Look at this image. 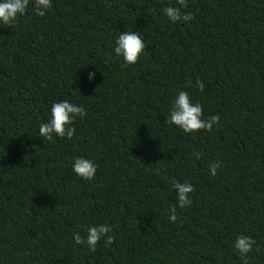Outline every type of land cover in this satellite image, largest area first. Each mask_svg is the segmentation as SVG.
<instances>
[{
	"label": "trees",
	"instance_id": "trees-1",
	"mask_svg": "<svg viewBox=\"0 0 264 264\" xmlns=\"http://www.w3.org/2000/svg\"><path fill=\"white\" fill-rule=\"evenodd\" d=\"M0 264H264V0H0Z\"/></svg>",
	"mask_w": 264,
	"mask_h": 264
}]
</instances>
